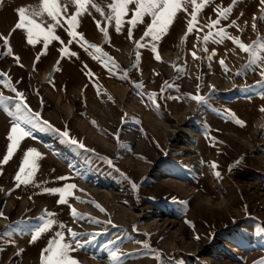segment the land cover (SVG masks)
Instances as JSON below:
<instances>
[{"label": "rangeland", "instance_id": "1", "mask_svg": "<svg viewBox=\"0 0 264 264\" xmlns=\"http://www.w3.org/2000/svg\"><path fill=\"white\" fill-rule=\"evenodd\" d=\"M21 6L38 7V3L0 0V34L9 37L7 47L0 39V73H6L0 93L12 97L15 87L42 120L69 131L71 138L93 151L64 142L52 130L33 129L31 137L19 140L8 162L0 163V210L4 213L0 264H41V250L56 231L70 239L60 224L93 234L86 237L90 242L81 241L84 247L69 252L76 264H113L109 252L133 243L136 247L121 252L116 264L136 255L147 264H261L264 50L254 45L258 38L264 43L260 0H212L198 10L200 27L215 20L218 10L232 7L228 19L217 26L225 27L231 37L223 43L205 42L207 27L186 36L190 16L180 12L156 42V52L150 46H137L144 24L133 29L130 40L127 24L119 34L104 23L98 29L95 21L103 18L95 11L79 18L71 31L83 33L99 52L88 49V44H68L66 29L71 21L55 29L67 45L66 52L59 51L61 44L56 40L45 49L46 33L35 29L36 42L28 44L26 30H14ZM144 19L150 22V17ZM232 21L236 25L227 27ZM105 27L106 31L101 30ZM235 39L256 48L260 63L255 71L246 67L254 57L241 50ZM192 51L198 58H193ZM43 52L47 54L34 67L37 54ZM71 52L78 58L69 56ZM155 55L161 59L155 60ZM150 93L156 94L155 103L148 99ZM192 95H203L206 102L197 103ZM15 102H6L9 111ZM14 120L0 106V161L11 143L7 136ZM30 148L41 153L35 158L38 168L32 183L16 187L14 177ZM216 171L221 172L220 178L215 177ZM25 179L29 177L22 174ZM230 192L236 193L233 203ZM60 199L66 203H59ZM93 207L104 211L95 213ZM49 220L56 223L30 243L33 230Z\"/></svg>", "mask_w": 264, "mask_h": 264}, {"label": "snow or ice", "instance_id": "2", "mask_svg": "<svg viewBox=\"0 0 264 264\" xmlns=\"http://www.w3.org/2000/svg\"><path fill=\"white\" fill-rule=\"evenodd\" d=\"M211 2L212 0H199V2L198 0H107V2L101 4L98 3V0H37L38 7L21 6L17 9L18 20L14 26V30H26V42L28 44H33L36 42L32 38L33 29L46 33L44 36L43 47L47 49L48 43L51 40H56L61 44L59 51L64 53L67 50V45L63 40L60 39L59 36L55 35V29L58 27H63L68 21H71V25H69L68 29H66L69 34L68 44H88V49L94 48L97 52H99L100 49L95 44H90L84 39L83 33L71 31L72 26L78 25L79 18L83 17L85 14H91L92 11H95L100 15V17L103 18L102 21H95L97 23L98 29L101 28V23H104L106 26H113L115 31L119 34L121 33L124 25L127 24L129 26L128 39L130 40L133 39V29L138 24H144L145 31L141 37V41H143V43H141V41H137V46H150L152 51L156 52V42L160 41L162 37L167 34V31L173 24L177 14L184 12L186 15L190 16V19H188L186 22V36L192 34L193 32L202 31L203 28L207 27L209 28V32L203 37V40L208 42L211 39L213 42L223 43L224 39H230L231 37H229L225 27L217 26L221 24V20L228 19V16L232 11L231 6L223 8L222 10H218L217 18L215 20H211L209 24L197 27V25L200 23L197 19L198 10H202L205 5ZM260 4L264 5V0H260ZM133 5L134 7H130ZM189 6H192L191 12L188 11ZM70 8L72 9L71 12ZM129 13L131 14L130 18L124 20L123 18L128 16ZM145 17H150V22L145 23ZM253 19H256V17L254 16ZM261 19L264 20V16H262ZM235 25L236 21H232V23L227 27H232ZM255 27L256 26L253 25V28ZM101 30L106 31V27ZM217 37L219 39H217ZM0 39L4 41V44L7 47L9 37H4L2 34H0ZM234 43L237 44L241 50L246 53H250L254 57L249 61V64L246 65V67H252L253 71H255L254 66H258L260 63L259 59L255 58L256 48L253 45L246 46L239 39H235ZM254 45H258L260 49L264 50V43H261L259 38L254 42ZM204 51H207V49L205 48ZM8 53L12 54L10 47H8ZM46 54V52L37 54L35 60L33 61L34 67L39 63L41 55ZM191 55L193 58H198L195 51H192ZM69 56H76L78 58V54L75 52L69 53ZM104 58L105 66H107L108 60L106 53L104 54ZM154 59L159 61L161 57L159 55H155ZM16 60L19 62L20 58L17 56ZM220 63L223 66L224 61L221 60ZM57 64H59V60L57 61ZM20 66L23 67L22 64ZM84 67L86 68L87 66L85 65ZM237 74L239 75V73ZM261 74L264 75V70L261 71ZM5 75L6 73H0V80H3ZM49 82H51V77H49ZM257 83L260 84L262 82L258 81ZM199 88L200 85L197 84V89L199 90ZM11 91L15 93V95L12 97H7L0 93V106L4 107V110L9 116H15V120L11 123L10 131L7 136V140H9L11 143L9 144L6 154L3 156L0 163L8 162V160L12 157L14 150L19 147V140L21 138L31 137L33 129H39L40 131L52 130L56 132L58 136L64 138V142L70 143L72 146L78 147L84 151H93L92 149L87 148L83 142H79L77 139L71 138L69 131H61L60 129H56L49 121L42 120L40 112L33 111L29 107L28 103L25 102L26 97L23 92L18 91L15 87L11 88ZM163 91L164 89L162 88L161 93H163ZM155 97V93L148 94V99L152 100L154 103ZM172 98L173 97H168V99ZM190 98L197 103L206 102V97L203 95H192ZM9 100L16 101L14 105L11 106L14 109L12 111H9L10 105L6 103ZM41 103H43V101H41ZM156 106L159 107L158 104ZM261 111H264V108H261ZM236 123L240 124L241 126L244 125V122L239 119L236 120ZM30 157L34 158L30 159ZM39 157H41V153L35 149L30 148L27 150L24 155L22 166L18 169V172L14 177L15 181L18 182L16 187H20L21 184L27 185L32 183L31 177H33L34 171L38 168L35 158ZM107 162L109 164L112 163L110 159ZM23 165H27L28 167L25 168ZM211 166L213 168L217 167L215 163H213ZM22 174L29 177V179L22 180ZM214 175L215 177L220 178L221 172L216 171ZM58 179H63V177ZM68 187L75 188V185H68ZM132 187L135 189L136 184L132 183ZM45 191L56 193L61 190L45 189ZM29 198L31 199V197ZM58 202L61 204L66 203V201L63 199H60ZM180 203L187 204L188 202L181 201ZM75 211V209H72L74 219ZM100 211H104V209L100 208ZM45 214L50 215L47 212ZM3 216L4 213L2 210H0V217ZM108 222L111 223V221ZM55 223L56 222L54 220H49L47 223H44L37 229L33 230V232L30 234L29 242L34 243L45 231L49 230L50 225ZM59 227L66 228L70 239L65 240V233L63 231H56L55 235L49 240L48 245L41 250V264H76V261L69 257V252L76 251L84 247V243L90 242L86 240V237L93 235L77 233L63 224H60ZM195 238L198 240L199 236H196ZM82 240H84V243L81 242ZM9 243L12 242L10 241ZM145 247H147V245H145ZM46 253L48 254L47 256L45 255ZM109 256L113 260V264H116V251L114 250L109 252ZM261 264H264V261H262Z\"/></svg>", "mask_w": 264, "mask_h": 264}, {"label": "bare ground", "instance_id": "3", "mask_svg": "<svg viewBox=\"0 0 264 264\" xmlns=\"http://www.w3.org/2000/svg\"><path fill=\"white\" fill-rule=\"evenodd\" d=\"M104 114V113H103ZM106 115V114H105ZM234 194H236V193H232V192H230L229 193V202H232L233 203V201L236 199V197L234 196ZM112 209H113V207H112ZM93 212L95 211V213H98V212H100L98 209H95L94 207L91 209ZM123 216H124V214H123ZM135 224V223H134ZM115 241H113V243H114ZM133 244H135V243H133ZM130 245V244H124V245H122L121 247H118V249H116L115 251H116V254H117V256L119 255V256H121L120 254H121V252H123V251H126V250H130L131 248H133V247H136L135 245ZM121 249V250H120ZM133 256V255H132ZM144 257V256H143ZM123 258V257H122ZM126 258H128V257H126ZM145 259H142V257H140V256H135V257H133V259H131V260H128V259H125L124 258V261L121 263V264H147V261H144Z\"/></svg>", "mask_w": 264, "mask_h": 264}]
</instances>
